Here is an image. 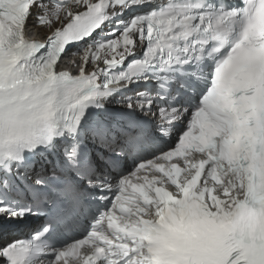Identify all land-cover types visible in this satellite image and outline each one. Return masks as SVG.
I'll use <instances>...</instances> for the list:
<instances>
[{"label":"snow or ice","instance_id":"1","mask_svg":"<svg viewBox=\"0 0 264 264\" xmlns=\"http://www.w3.org/2000/svg\"><path fill=\"white\" fill-rule=\"evenodd\" d=\"M0 264H264V0H0Z\"/></svg>","mask_w":264,"mask_h":264}]
</instances>
